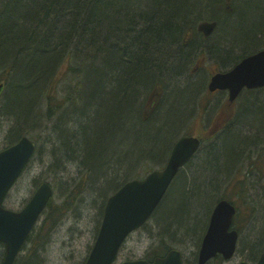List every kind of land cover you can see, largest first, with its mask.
Wrapping results in <instances>:
<instances>
[{"label": "trees", "instance_id": "16d2710c", "mask_svg": "<svg viewBox=\"0 0 264 264\" xmlns=\"http://www.w3.org/2000/svg\"><path fill=\"white\" fill-rule=\"evenodd\" d=\"M117 1H121L123 7L115 6ZM33 2L34 0H5L4 8L11 6L7 11L14 19L9 23L0 21V28L3 29V33L0 34V44H2L0 58L11 64V59L27 51V56L20 58V66L14 67V71L18 69L16 70L18 73L10 84L11 94L15 100L17 99L18 105L10 109L14 119L6 137L7 143L16 141L22 135H28L39 145L42 141V132L48 134V124L52 120L57 133L58 127L62 125L57 123V119L64 113V108L78 111V105L84 107L85 103L87 109L81 118L76 120L77 126L69 127L66 137L65 128L63 127L62 130L64 139L61 141V146L65 151L70 149L69 152L63 153V157L76 158L79 177L61 196L59 202L55 193L53 194L43 211V213L46 211V215L28 236L15 264L40 263L39 248L43 240L56 227L63 215L76 204L87 187L91 190L87 191L97 193L101 201L98 217L101 220L103 206L109 194L124 181L143 176L149 169L164 163L173 143L172 137L175 133L172 135L170 126L173 125L174 120L170 124L167 122L166 125L159 122L158 125L154 123L150 125V122H154V118L157 117L155 114L159 109L164 108L166 99H161L160 108L152 113L149 120L142 119L146 92L164 76H172L169 72L172 67L167 61L160 59L163 53L162 47L166 42L172 46L171 41L175 36L176 38L181 36V29L191 26L197 20L195 16L192 17V11L188 13L193 6L201 12L204 7L219 2L224 5V0H192V4L187 0H164L166 9L162 12L154 13L137 7L135 10L140 19L136 22L131 18L128 0H43L38 4ZM258 10L264 19V0H258ZM30 11H33L31 16L28 15ZM66 13L70 19L60 20L64 19ZM149 24L152 26L147 27ZM19 34L22 47L15 44L19 41ZM35 36L40 40L35 44L42 41L45 48L40 49L35 46V50L31 52L29 40ZM232 40L244 39L239 37ZM3 45H8L9 48H3ZM17 46H19L18 50H16ZM39 46L41 47V43ZM143 46L157 48L143 50ZM23 47L25 49L21 50ZM29 54L34 55L29 56ZM87 70L89 73L86 72ZM41 84L43 88L40 89V96L43 98V103L30 114L31 102L27 101V98L31 97L33 101ZM102 85L105 91L101 92L102 97L99 98V89H102ZM141 89L144 95L140 97L138 103ZM192 98L190 97L191 102ZM185 99L189 100V95ZM21 102L25 104L24 108ZM176 104L175 100L168 101V105L177 108L180 115L184 103L179 106ZM4 108L2 110L8 109ZM63 118L61 115L60 120ZM83 118L86 120L83 121ZM134 119L138 125L136 130L132 128ZM217 128H220V122L215 125L213 131H217ZM227 132V130L222 132L218 137L224 140ZM206 136V133L200 134L201 138ZM43 138L45 140V137ZM65 138L70 142L73 141V145L65 144ZM46 140H49V137ZM212 146L207 145L203 150L200 149L203 153L197 154L199 159L192 171L204 165L206 168L201 170H210L209 177H211L215 173H221L222 162V167L227 166L234 154L229 157L230 153L223 150L221 156L218 155V151L214 154L215 146ZM165 147L161 156L155 158L154 153L161 152ZM56 157L52 154L50 161L53 171L55 166L52 162L57 160ZM219 159H222L221 162ZM193 161L191 160L187 165ZM50 173L53 174L54 191L57 190L59 177L65 179V184L70 181L67 174H61L60 171L56 172L58 175H54L55 172H47ZM42 179L41 177L34 180L35 186ZM206 180L200 181L207 188L200 191L197 187L193 195H187L185 187L180 189L172 211L164 215V219H160V223L165 225L161 230L165 231L170 227L175 228L177 233L191 231L197 233V236L198 233L202 234L206 216L205 221L201 223L200 219L196 218L199 216L198 212L203 209V205L209 203L206 212L208 217L215 202L224 197L215 195L210 198V192H214L215 178ZM180 196L182 199L178 198ZM172 235L173 233H170L171 238ZM162 238L161 243L167 248L166 240ZM260 243L258 238L251 245L252 253L263 248ZM3 254V245L0 243V261Z\"/></svg>", "mask_w": 264, "mask_h": 264}, {"label": "rangeland", "instance_id": "374dc122", "mask_svg": "<svg viewBox=\"0 0 264 264\" xmlns=\"http://www.w3.org/2000/svg\"><path fill=\"white\" fill-rule=\"evenodd\" d=\"M187 1H189V3L192 2V0ZM3 4L4 1L0 7L2 10L4 9ZM234 5L238 8L235 15L226 16L222 10L220 11L217 19V27L209 37L212 39L231 40V37L228 36V34L231 33L232 35H235L234 38L240 37L242 39H248V41L251 40L255 44L261 43L264 45V19H262L261 12L258 10V0H252V2L251 0H232L231 6L233 7ZM115 6L123 7L121 1L115 2ZM10 7L11 6L8 5V9ZM128 8L131 9V7ZM204 8L206 9L208 7ZM205 9H201L198 17L199 20H196V23L193 25H196L204 18L212 16L208 12L209 9ZM204 10L205 12H203ZM192 17L194 18V15H192ZM2 33L3 29L0 28V34ZM18 37L19 41L15 42V44L22 47V44L20 45V34ZM1 45L2 44H0V47H2ZM7 46L8 45H3V48L6 47V49H8L9 47ZM19 46L16 47V50H18ZM0 61L1 65L5 63L3 58H0ZM20 63L21 61L16 59V64ZM201 66L208 67L207 57ZM16 70L14 71V76H17L18 71L16 73ZM86 72L89 73V70ZM4 74L5 72L2 75ZM187 74L189 76H186L181 72L176 75V80H181L182 83L186 82L185 84L189 85V88L186 89L185 93L173 96L170 100L169 94L164 96L167 100L163 109L170 107L168 101L175 100L177 101V106L184 103L181 108L183 113L186 109L187 111L189 110L188 116L184 120L185 123H182V128L180 127L181 129L177 134L184 132H190L194 135L206 133L207 136L203 138L202 150L207 145H213L215 146V150L218 151V155L221 156L220 153H222L223 150V152L230 153L229 157L233 154L234 156L230 159V162H228L226 167H222L223 162L221 163V173H215L213 176L209 177L211 174L209 172L210 170H201L202 168H206L204 165L202 168L199 167L195 171H192L198 162V155L203 153L201 150L193 159L194 161L179 173V176L177 177L178 180L176 178L174 179L165 197L158 205L152 217L147 221V225L135 230L128 236L113 264H119L125 259H133L143 256L151 257L170 247L178 249L181 252L185 264H197L198 248L205 228L201 237L200 233H198L197 236V233L191 231H187L183 234L177 233L175 228L170 227L164 231L161 230V228L165 225L160 223V219H164V215L172 211L174 201L175 203L177 202L176 196L179 194L182 187H185L184 190L187 191V195H193L197 187H199L200 191L205 187L207 188V186L201 183L200 180L202 179L205 181L208 179V181H210L209 179L215 178L213 181L214 192H210V198H213L215 195L217 197L220 195L224 196L234 202L238 211L235 218V227L239 232L236 253L230 259L224 260L220 257H216L207 264H237L241 260L252 262L257 258L258 251L255 250L257 252L252 253L250 249L251 245L256 242L258 238L261 242L260 245H264V240L262 239L264 238L262 237L264 218L261 217L264 216V155L259 154L261 149H264V130H262L263 126H260V119L264 121L262 109L264 108V98L262 99V94L258 91L242 93L240 95L239 101L234 105L238 108V111H235V114L230 116V121L226 125L228 131L225 134L226 143L222 140V137H218V134L213 136L212 133H210L217 123H226L224 120L227 118V110L225 109V101L223 100L224 96L221 94H215L214 96L207 91L205 85L209 80V75L204 71L198 72V75L195 73ZM172 86L174 88L173 90L176 91L177 88L175 87L174 82H172ZM8 95L9 93L3 91L0 97V149L6 146V136L8 135V131L14 119L10 109H13L18 105V101L17 99L15 100L13 94H10V97H8ZM187 95H189V100L185 99ZM192 95L193 98L191 102L190 97ZM13 100H15L14 103ZM27 101L32 103V98H27ZM4 102L8 105L6 106V109L8 108L6 111L2 110ZM21 106L24 108L25 104L21 102ZM63 110H65V108ZM184 117L185 116H183V118ZM248 118H250L249 121H247ZM63 119L65 120V125L62 124L64 128H71V125L77 126L76 121L70 122L69 126L67 121L70 119ZM82 120L85 121L86 119L83 118ZM158 122L160 123V120H156L155 118L154 122H150V124L154 123L158 125ZM229 131L236 132L238 135L243 136L240 137L241 139L245 137V139H247L246 142H249L250 140L253 142L251 141L252 143L244 144L238 140L237 143L234 144V141L232 140L233 136ZM41 135L42 141L37 145L36 151L26 168L13 184L3 201L4 206L7 208L19 210L24 204V200L31 196L37 186H35L34 182L36 179L42 177L43 180L48 181L51 186H53V174H47V172H55L54 175H58L56 172L60 171L61 174H67L66 176L70 178V181L65 184V179L62 180L61 177H59L57 190L54 191L57 202L60 201L61 196L68 191L79 177V169L76 164V158L74 157H69L64 161L52 162L55 167L54 171L51 169V151H54L57 146H62L59 141H56L55 135L50 134L52 142L44 140L43 137L47 139V134H44V132H42ZM172 138L174 141L177 137L174 135ZM230 142L233 143V146L231 147L230 145L232 144H229ZM224 145H226V147H223ZM221 160L222 159H219V162H221ZM258 161L260 162L258 163ZM197 183L198 186H196ZM189 187L190 189H188ZM88 189V187L85 189L83 194L77 199L76 204L71 210L63 215L56 227L51 233H49L47 238L43 240V243L39 248V256L41 260L39 264H81L85 260V257L90 250L89 247L91 248L93 244L101 222V220L98 219L101 201L98 199L97 193L88 192ZM178 198L182 199L181 196ZM208 205L209 203L206 204V206L203 205V209H200L198 212L199 216L196 217L200 219L201 223H203L206 216L205 227L208 220L206 214ZM45 212L41 214L37 225L46 215ZM196 213H194V215H196ZM236 219H238V221H236ZM167 231H169V233H167ZM170 233H173L172 238L170 237ZM162 237L166 240V244L168 245L167 248L164 247V243H161V240L163 239Z\"/></svg>", "mask_w": 264, "mask_h": 264}, {"label": "water", "instance_id": "95a60500", "mask_svg": "<svg viewBox=\"0 0 264 264\" xmlns=\"http://www.w3.org/2000/svg\"><path fill=\"white\" fill-rule=\"evenodd\" d=\"M215 25V21H204L198 25V29L208 35ZM263 85L264 50H260L244 58L230 71L214 74L208 87L210 90L228 89L230 99H234L243 86L252 88ZM158 96V92L151 96L149 106L156 103ZM199 143L195 136H181L174 143L163 169L152 170L143 178L130 179L108 196L97 236L84 264H112L124 239L150 217L178 169L190 159ZM34 147V142L23 136L16 143L0 150V241L5 244V255L1 264H13L18 251L52 195L50 185L42 182L19 211L7 209L2 205L9 188L28 162ZM234 213L235 207L229 201L226 199L217 201L201 241L198 264H204L218 254L224 259L233 255L238 237L237 231L231 227ZM120 264H183V262L180 252L172 249L164 256L154 258L152 262L134 259L122 261ZM238 264L250 263L240 261ZM252 264H264V252Z\"/></svg>", "mask_w": 264, "mask_h": 264}, {"label": "bare ground", "instance_id": "6f19581e", "mask_svg": "<svg viewBox=\"0 0 264 264\" xmlns=\"http://www.w3.org/2000/svg\"><path fill=\"white\" fill-rule=\"evenodd\" d=\"M3 1H4V4H5V0H0V7H1ZM34 2H35V4H38L40 2H43V0H34ZM34 2H33V4H34ZM221 3L222 2H219V4H216V5H213V6L211 5L208 8H206V9H209L208 12L212 16L211 17L204 18L201 21H203V22L204 21L210 22L211 19H218V17H219L218 15L220 14V11L221 10H222V12H224V14H226V16H232V15H235L236 14L235 12L238 9L237 6L234 5L231 8H225L224 5H223V3L222 4ZM191 4H192V2H191ZM128 6L131 7V9L129 8L130 11H131V18H132L133 21H136V22L139 21V19H140V16L137 15V11L135 10L137 7H138V9L139 8H142V9H145L146 11H151V12H154V13L160 12V11L162 12V11H165V9H166L164 0H128ZM7 9H8V6H6L3 10L0 9V21L3 20L4 22H6V21L9 22L10 20H13L14 19L13 16H11L9 14V11H7ZM198 10L199 9H197L196 7L193 6L188 13H190L192 11L191 14H193V15L195 14L194 15L195 16V19L199 20L198 17H199V13L200 12H198ZM205 10L203 12H205ZM32 12L33 11H30V13H28V15L31 16L32 15ZM203 12H202V14H203ZM14 16H16V15L14 14ZM63 18L64 19H60V20L66 21V20L70 19L68 13H66L63 16ZM220 18H221V16H220ZM220 23H221V21H220ZM150 25L151 24L147 25V27H149ZM145 30H147V28ZM181 32L182 33H181V36L179 38L178 37L176 38V36H175V38L171 41L172 46L170 45V43L166 42L165 43V46L162 47V52L163 53H162V57L160 59L163 60L164 62L167 61L169 63V65H170V67H172V69L169 70V72L172 73V76L171 77L164 76L163 79H161L160 81H158L157 83H155L153 85V87L150 88L146 92L145 99H144V102H143V107H142V119L144 121L146 119L149 120L150 117H151V115H152V114L151 115H148L147 114V109H148V105L150 103L151 96L155 92H158V91H161L162 92V100L165 99L164 96L166 94H169L170 95L169 96V100H170L171 97H173V96L181 95V94L185 93L186 89L189 88V85L185 84L186 82H183L182 83L181 80H176V75L182 69V63H183V58H184V56L182 55L183 54V50L181 49L180 44H181V39L185 37V27L183 29H181ZM228 36L231 37V40L235 37V35H232L231 33H229ZM29 41H30L29 43H31V47H29L30 50H31V52L34 51L36 47H39L40 49L41 48H45V44L42 41L41 42H38V44H35L37 41H40V40L37 39V36H35L34 38L30 39ZM40 43H41V47L39 46ZM25 45L27 46V44H25ZM151 47L152 46H143L142 49L143 50H146V49L152 50V49H156L157 48L156 46L155 47L153 46V48H151ZM24 49H25V47H23L21 50H24ZM32 55H34V54H29V56H32ZM22 56H27V51H26V53L23 51L21 53V55L19 54V56H16L15 59L14 58L11 59V62L13 64L12 63L11 64H7L6 62L3 65L0 64V83L5 87L6 93H9V94L12 93V90L10 89V84H11L12 81L15 80L14 79V67L15 66H20L19 64H16V59H19L20 60V58ZM4 72H5V74L2 75ZM181 78H183V77H181ZM33 81H34V79H33ZM35 82H37V79H35ZM172 82H174L175 87L177 88L176 91L173 90L174 88L172 86ZM177 85H179V86H177ZM103 86L104 85H102V89H99V96H98L99 98L102 97L101 94L103 93V91H105V89L103 88ZM41 88H43V85L42 84H41V86H40V88H39V90H38V92L36 94V98H34V100L32 101V103L29 106V110H30L29 112H30V114H32L33 112H35V110L38 108V106L41 103H43V98H42V96H40V89ZM38 93H39V95H38ZM143 93H144L143 92V89H141L140 92H139V95H138V97H139L138 103H139L140 97H142L144 95ZM193 95L191 96V98L193 97ZM39 101H40V103H39ZM7 102H8V99H7ZM6 106H8V105L4 102L3 108L6 107ZM82 107L83 106L80 107L78 105V107H77V110L78 111H71V109H68V110L65 109L63 111L64 113L61 114V115L64 118H66V119L75 118V119H70L69 121H67L68 122V125H69L70 122L76 121L78 118H81V116L83 115L84 111L87 109V104L84 103L83 109H82ZM4 109H6V108H4ZM262 109H263V115H264V108H262ZM167 110H168V112H167ZM166 112H167V114H166ZM188 113H189V110L187 111V109H186V111H184V113H183V110H182L181 113H180V115H179V111H178L177 108L174 109V107H170V108H167V109H163V108H161V110L159 109L158 112L155 115L157 116L156 117V120L157 119L160 120V123H162V125H166L167 122H168V124H170V122H172L174 120L173 125L170 126L171 127V130L173 132L172 133V135H173L174 133L178 132L182 128V125H183L182 123H185L184 120L187 118ZM61 115L58 116L57 123L59 122L60 124H64L65 125V120H63V119L60 120L61 119ZM183 116H185V117L183 118ZM35 117H37V116H35ZM249 119L250 118H248L247 121H249ZM151 120H153V119H151ZM260 121H261L260 126H263L262 127V130H264V121L261 120V119H260ZM54 124H55L54 123V120L50 121V123H49V127H48V132L49 133L47 134V138L49 137V140H47V141H51L52 142V138H51L50 134H53V135H55L56 141L57 142L59 141L61 143L62 139H64V137H62V136H64L62 134L63 133L62 132L63 126L60 125L59 128H58V132H57L58 134L57 133L55 134ZM150 125H152V124H150ZM137 126H138L137 125V121L134 119L133 122H132V128L134 130H136L138 128ZM11 128H12V126L10 127V129ZM68 129H69V127L65 128V137L68 134V133L66 134V132H67ZM229 133L233 136V139L232 140L234 141V144H236L238 140H239V142H242L244 144L250 143L252 141V140H250L249 142H246L247 139H245V137L243 139H241L240 137H243V136L238 135L236 132L229 131ZM224 142H226L225 138H224ZM65 144H68L69 146H72L73 145V141L70 142V141H68L65 138ZM229 144H232V145H230V147L233 146V143L232 142H230ZM165 149H166V147L161 152L154 153V155H155L154 157L155 158H159L161 156V154L165 151ZM58 151H61V153L58 152ZM69 151H70V149H68L67 151H65L64 150V147L62 146V147H56V149L54 151H51V152H52V154H54V155L57 156L56 157V159H57L56 162H59V161H64L65 159H67V158H64L63 157L64 156L63 153L69 152ZM213 152L215 154L217 151L214 149ZM54 158H55V156L53 157V159ZM261 217L264 218V216H261Z\"/></svg>", "mask_w": 264, "mask_h": 264}, {"label": "flooded vegetation", "instance_id": "af4514ba", "mask_svg": "<svg viewBox=\"0 0 264 264\" xmlns=\"http://www.w3.org/2000/svg\"><path fill=\"white\" fill-rule=\"evenodd\" d=\"M187 31L184 38L181 39L180 47L183 50V63L181 73L189 76L190 74H197L198 72H206L209 75V80L211 76L219 72H227L234 68L239 62H241L247 56L254 54L259 51L261 43L255 44L251 40H229V39H212L209 36H205L202 32L194 29L193 26L185 28ZM207 57L208 67L200 66L199 63L205 60ZM194 67L192 70L191 67ZM187 71V73H186ZM192 76V75H191ZM208 83V82H207ZM206 86V85H205ZM264 86L257 88H246L243 87L234 99H230L228 89H215L209 91L215 96V94H221L224 96L225 109L228 112L235 114L238 111L234 105L239 101L240 95L242 93H252L258 91L262 94V99L264 97ZM162 95V93H161ZM161 98H157L156 103H153L151 111L156 112L160 108ZM264 103V99H263Z\"/></svg>", "mask_w": 264, "mask_h": 264}]
</instances>
